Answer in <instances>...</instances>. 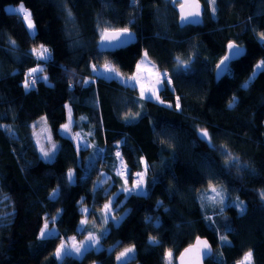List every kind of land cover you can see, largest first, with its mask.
I'll return each mask as SVG.
<instances>
[{
  "label": "trees",
  "instance_id": "obj_1",
  "mask_svg": "<svg viewBox=\"0 0 264 264\" xmlns=\"http://www.w3.org/2000/svg\"><path fill=\"white\" fill-rule=\"evenodd\" d=\"M199 1L202 24L181 27L180 0H0V264H117V254L128 246L136 254L127 264H166L168 250L177 264L184 247L199 237L213 247L205 264H235L248 251L254 264H264V72L252 76L264 60L258 39L264 0ZM19 2L31 11L34 35L20 15L6 11ZM105 28H127L137 40L98 62ZM230 42L246 52L233 62L234 75L218 81L213 69ZM41 45L51 60L32 51ZM144 52L172 76L174 91L159 93L164 104L141 99L137 88L97 77L90 68L110 62L128 78ZM177 60L195 71L173 75ZM33 68L43 72L29 75ZM33 76L47 80L25 89ZM93 79L94 85L84 86ZM69 109L71 131L89 145L85 150L76 151V141L60 133ZM197 125L207 129L215 149L199 139ZM43 131L49 144L58 145L51 162L41 159ZM98 149L103 160L93 156ZM116 150L130 173L142 171L140 161H147V196L124 198ZM223 152L239 167H231ZM132 181L130 175L126 187ZM109 200L116 221L104 223ZM230 201L243 202L245 210L226 207ZM202 203L209 213L202 212ZM53 217L49 229L57 235L42 241L38 230ZM85 230L95 232L102 249L58 260L60 243ZM225 236L227 243L220 239Z\"/></svg>",
  "mask_w": 264,
  "mask_h": 264
},
{
  "label": "snow or ice",
  "instance_id": "obj_2",
  "mask_svg": "<svg viewBox=\"0 0 264 264\" xmlns=\"http://www.w3.org/2000/svg\"><path fill=\"white\" fill-rule=\"evenodd\" d=\"M169 2L176 4L178 3V0H169ZM206 2H210L211 4H215V0H206ZM133 3H135V0H133ZM181 9L185 7V4L180 5ZM215 9L213 8V11ZM11 11H15L17 13H23V19L27 21V27L29 29H34L35 25L31 19V13L27 11L23 4L21 3L20 7L17 9H11ZM200 13L197 12H189L187 15H182L181 20L183 23H198V20H190L189 16H199ZM259 42L264 45V33H260L258 36ZM137 40V37L134 33L130 32L127 28H121L119 30H109L108 28H105L104 31L101 33V39L100 43L98 44L99 52L96 55V59L99 62L100 58L104 55H120V50L126 49L129 45H132ZM41 50L33 49L32 51L37 54V58L40 60H51V55H45L48 53V49L43 48V45H41ZM246 50L241 47L239 44L235 42H230L226 46V54L219 60V63L215 65V68L213 69L216 73L217 80L224 77H232L234 75L233 73V62L238 61L241 57L245 55ZM147 52L143 53V59L140 60L139 63L135 65V73L134 75H131L125 80L121 74V72L118 70V68L110 63L105 62L102 65V69H98L95 64L90 65L92 73L95 74L97 77H103L105 80H113L118 81L119 83L123 84L126 88H136L137 84L140 85L139 88V96L141 99H144L149 102H156L158 101L160 104H164V101L160 99L159 93L161 91H168L172 90L174 91L172 86V76H170L167 72L160 73V72H152L151 68H144L142 65L145 64L147 61ZM177 69L173 73V75L177 74H183L188 72H194L195 69L192 67L191 63L185 64L179 60H177ZM154 67V65H153ZM146 71L149 73V76H154L155 79L152 80V86L150 88H145L144 83H142V80L146 79L144 77H141L139 75L140 72ZM35 72H43V69L33 68L29 75ZM258 72H264V60H261L259 63L255 65V69L253 71V78L257 75ZM38 79L47 80L46 76H37L31 80V86H34ZM251 79V78H250ZM95 80L91 81H84L83 84L86 87H91L94 85ZM165 85L168 87L166 88ZM25 89L30 88V84L27 80H25L24 83ZM244 87H247V84L244 85ZM134 103L138 104V101H134ZM236 103L235 99H233V103L229 105V107H232L233 104ZM167 107L171 108L172 104H168ZM181 107L180 105V98L176 97L175 100V109L179 110ZM71 109H69V117H68V123H65L62 126V134L71 133V125L73 123L71 119ZM131 122V121H126ZM199 139L204 141L205 143H208L209 146L213 149H215V145L211 144V140L209 137V133L206 129H202L197 133ZM79 136V133L76 134V137H71V139H76ZM39 143V141H37ZM89 147L87 143H80L79 141L75 145L76 151L85 150ZM118 149V145L116 146ZM59 151L55 145L52 146V151L48 152L45 151L43 147L40 148V152L42 153L41 159L46 160L47 162H51L52 159L55 158V154ZM103 149H98L93 156L99 157L101 160L104 159L103 156ZM224 156L228 158L229 161H231V167L238 168L239 167V161L238 159L232 158L231 155L227 152L222 153ZM115 156L118 158H121V153L119 150L115 151ZM144 164L143 170L135 173H130L127 168H124V171L118 172L117 175L123 177V183L125 185L124 188L121 189L122 193H126L125 199H128L132 195L136 196H147L148 191L145 188V176L149 171V166L147 161H140ZM133 177V185L131 188L126 187L128 184L129 176ZM69 185L71 186L73 183H75L73 174L69 172L66 177ZM83 179V178H82ZM160 178L157 177L152 181L153 184H156ZM213 193H216V188L213 187L211 189ZM59 195V189H57L56 192L53 193V199H55ZM117 195H120L118 193ZM217 195H220V193H217ZM261 198H264V192L260 193ZM227 199V198H225ZM224 200H221V203H223ZM112 204L113 201L109 200L108 203L103 205V222L107 223L109 219L116 221V217L113 214L112 210ZM230 204H235V206L239 207L241 211L243 212L244 205L243 202H236V201H230L229 204H226L225 206H230ZM88 209H84V212H88ZM151 219V218H149ZM49 221L52 223H55V218H49L43 223V227L39 229V238L42 241H47L50 237H54L57 235V232L54 229H49ZM118 222V221H117ZM81 225L87 224V219L80 221ZM82 231L84 229H81ZM106 231V230H105ZM221 240H223L225 243H227V238L221 237ZM72 240L75 241V237H72ZM150 243L156 244L159 243L158 241H150ZM99 246V247H97ZM103 246L100 244V238H98L95 235H92L91 232H89L87 241H84L83 243L77 245L75 243L72 244L71 247H66L64 243H60L59 248L55 252V257L58 260H63L67 256L73 255L75 253L76 257L79 258L83 253H86L88 251H91L92 249L100 250ZM134 248H125L124 251L120 252L119 256L116 257V260L119 262V264H127L126 258L130 259L129 253H133ZM172 251L168 250L166 253V259L168 264H172ZM211 247L208 244L206 240H200L197 238L196 243L189 248L185 249V252L181 254L179 257L180 264H202L203 259L205 257L211 256ZM217 264H223L222 260H218ZM235 264H252V252L249 251L245 253L241 260L235 262Z\"/></svg>",
  "mask_w": 264,
  "mask_h": 264
},
{
  "label": "rangeland",
  "instance_id": "obj_3",
  "mask_svg": "<svg viewBox=\"0 0 264 264\" xmlns=\"http://www.w3.org/2000/svg\"><path fill=\"white\" fill-rule=\"evenodd\" d=\"M21 3L23 4V6H24V8L27 10V11H29L30 13H31V11L29 10V8L27 7V6H25L24 5V3L23 2H19V4H8L7 6H5L6 7V11L9 13V12H13V13H17V12H15V11H11V9H17V8H19L20 7V5H21ZM18 15H20V17H22V19H23V13H17ZM31 19H32V21H33V23H34V20H33V17L31 16ZM23 22H24V24H25V27L27 28V30H28V32H29V34L30 35H34L35 33H36V27L34 28V29H29L28 27H27V21H25L24 19H23ZM34 25H35V23H34ZM43 48H45L44 46H43ZM46 49V48H45ZM41 51H42V49H41ZM49 51V50H48ZM45 55H47V53L45 54ZM144 57H142L141 59H143ZM153 63L148 59V57H147V61L145 62V64L144 65H142V67H144V68H151L152 69V72H160V73H164V71L162 72V71H160L157 67H156V65H154V67H153ZM98 69H102V67H100V68H98ZM134 74H136V73H134ZM133 74V75H134ZM139 75L141 76V77H144V78H146V79H144V80H142V83H144V85H145V88L147 89V88H150L151 86H152V80H154L155 79V77L154 76H149V73L148 72H146V71H142V72H140L139 73ZM125 80H127V77H123ZM136 88H137V90L139 91V88H140V85L139 84H137V86H136ZM69 117V116H68ZM72 119V118H71ZM67 123H68V121H67ZM72 126V125H71ZM195 129L198 131V130H202V129H206V128H204L203 126H201V125H197L196 127H195ZM207 130V129H206ZM60 133L62 134V127H61V129H60ZM42 135H43V146H41V144L39 143L38 145L40 146V148L41 147H43L44 148V150L45 151H47V150H51L52 151V145H55V144H49V140H48V138H47V135L44 133V131L42 132ZM64 136H66V137H76V135L71 131V133L70 134H67V133H64L63 134ZM50 138V137H49ZM75 141H76V143L79 141L80 143H85L84 142V140L82 139V137L80 136V134H79V136L76 138V139H74ZM50 142H52V140H51V138H50ZM53 143V142H52ZM56 147L58 146V145H55ZM220 151L222 152L223 150L222 149H220ZM224 153V152H223ZM41 156H42V154H41ZM227 158V157H226ZM227 160H228V158H227ZM229 161V160H228ZM118 164H119V171L121 170V171H124V168L126 167L127 168V166H126V164L124 163V161H123V159H121V158H119V162H118ZM120 171V172H121ZM129 181V180H128ZM132 185H133V181H132V184H130V186L132 187ZM129 186V188H131ZM202 196V195H201ZM202 199V198H201ZM200 199V200H201ZM114 200V199H113ZM112 200V201H113ZM113 208H115V206L113 207ZM84 207L82 208V211L84 212ZM202 212H210V211H208L207 210V205L206 204H203L202 203ZM84 213H86V212H84ZM205 215V214H204ZM120 219L122 218V217H119ZM82 220H85V216H83V219ZM83 227H84V225H81V227H80V229H83ZM82 231V230H81ZM85 232H86V234L85 235H83L82 237H80V238H76L75 237V241H73L72 240V237L71 238H69V240L68 241H63L62 243H64L65 245H66V247H71L72 246V244L73 243H75V244H77V245H79V244H81V243H83L84 241H87V239H88V235H89V232H91V234L92 235H95V236H97L96 234H95V232L94 231H89V230H85ZM69 244L71 245V246H69ZM101 244V243H100ZM97 247H99V246H97ZM59 248V247H58ZM127 248H134L133 246H128ZM100 249H102V248H100ZM94 250H96L95 248H94ZM108 250H111L110 248L108 249ZM122 251H124V249L122 250ZM121 251V252H122ZM249 252V251H248ZM247 253V252H246ZM119 254H120V252L117 254V256H119ZM135 254H136V250L134 249V252L133 253H129V257H130V259H128V258H126V260H127V263H128V261H130L131 259H133L134 257H135ZM73 255L76 257V255H75V253H73ZM72 255V256H73ZM84 255V253L79 257V258H81L82 256ZM116 256V257H117ZM167 260V259H166ZM116 262H117V264H119V262L116 260ZM94 264H98V263H94ZM166 264H168V262H166ZM252 264H254V262H253V256H252Z\"/></svg>",
  "mask_w": 264,
  "mask_h": 264
},
{
  "label": "water",
  "instance_id": "obj_4",
  "mask_svg": "<svg viewBox=\"0 0 264 264\" xmlns=\"http://www.w3.org/2000/svg\"><path fill=\"white\" fill-rule=\"evenodd\" d=\"M181 4H185V7L183 9H181L180 5ZM176 10H177V13H178V21H179V25L182 27V26H186V25H191V26H197V25H200L202 24L203 20V13L205 11L204 9V5L199 1V0H180V4L176 7ZM199 12L200 15L199 16H189L188 18L190 20H198L199 22L198 23H183L182 20H181V16L182 15H187L189 12ZM119 30V29H117ZM111 31V30H110ZM130 32L134 33L133 31L129 30ZM135 34V33H134ZM136 36V34H135ZM137 37V36H136ZM101 39V38H100ZM100 43V40L98 42V44ZM242 47V46H241ZM226 52V51H225ZM219 63V61H218ZM215 74V77H216V73L214 72ZM217 79V77H216ZM200 131V130H199ZM200 240H206L208 242V244L210 245L211 247V244L210 242L208 241L207 238L205 237H202L200 238ZM197 240V239H196ZM196 240H194V242H192V244L184 247V249L181 251V253L178 255L177 257V264H180V261H179V257L181 256V254H183L185 252V249L189 248L190 246L194 245L196 243ZM211 253H213V247H211ZM210 257V256H209ZM209 257H205L203 259V262L202 264H205V261L207 259H209Z\"/></svg>",
  "mask_w": 264,
  "mask_h": 264
},
{
  "label": "built area",
  "instance_id": "obj_5",
  "mask_svg": "<svg viewBox=\"0 0 264 264\" xmlns=\"http://www.w3.org/2000/svg\"><path fill=\"white\" fill-rule=\"evenodd\" d=\"M35 77H36V76H33L32 79L35 78ZM37 82H38V80H37ZM37 82H36V83H37ZM35 86H36V84H35L34 86H31V81H30V88L34 89Z\"/></svg>",
  "mask_w": 264,
  "mask_h": 264
}]
</instances>
